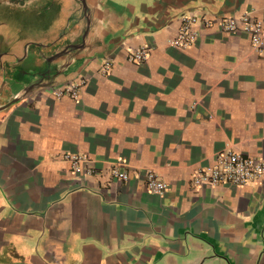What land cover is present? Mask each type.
<instances>
[{"label":"crops","instance_id":"crops-1","mask_svg":"<svg viewBox=\"0 0 264 264\" xmlns=\"http://www.w3.org/2000/svg\"><path fill=\"white\" fill-rule=\"evenodd\" d=\"M245 14L264 0H0V264H264V177L193 183L224 150L264 160V55L221 25Z\"/></svg>","mask_w":264,"mask_h":264},{"label":"built area","instance_id":"built-area-1","mask_svg":"<svg viewBox=\"0 0 264 264\" xmlns=\"http://www.w3.org/2000/svg\"><path fill=\"white\" fill-rule=\"evenodd\" d=\"M199 18L195 15H188L182 18V26L177 38L170 42L173 48L186 51L194 46L199 38L198 30ZM222 28L229 33H235L240 30L250 36L254 50L264 55V17L252 19L249 14H245L240 19L227 18L222 22ZM149 57V50L146 47L134 49L129 54V61L135 63H144ZM111 62L106 61L103 66V72H108ZM85 80L71 82L63 87L53 91L57 99L69 97L77 100L81 89L85 85ZM68 160L74 172H79L81 166L89 161L88 156L84 154H65L63 157ZM216 162L212 168L199 170L193 180L195 186H218L229 184L242 187L250 182L264 177V160L246 156L229 150L218 152ZM122 165V164H121ZM88 174L92 171L88 170ZM114 178L127 181L129 174L121 166H116L111 170ZM147 190L153 194H163L168 189V184L163 181L155 172L148 171L146 176Z\"/></svg>","mask_w":264,"mask_h":264}]
</instances>
